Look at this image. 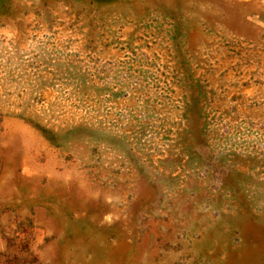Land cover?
I'll use <instances>...</instances> for the list:
<instances>
[{
    "label": "rangeland",
    "instance_id": "rangeland-1",
    "mask_svg": "<svg viewBox=\"0 0 264 264\" xmlns=\"http://www.w3.org/2000/svg\"><path fill=\"white\" fill-rule=\"evenodd\" d=\"M0 264H264V0H0Z\"/></svg>",
    "mask_w": 264,
    "mask_h": 264
}]
</instances>
